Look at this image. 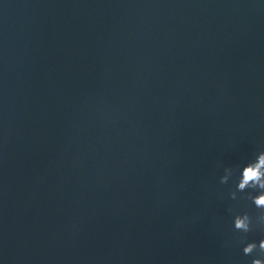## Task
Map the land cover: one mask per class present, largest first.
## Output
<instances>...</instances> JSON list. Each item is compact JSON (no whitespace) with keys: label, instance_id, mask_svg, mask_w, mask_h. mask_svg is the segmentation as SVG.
Returning <instances> with one entry per match:
<instances>
[{"label":"water","instance_id":"1","mask_svg":"<svg viewBox=\"0 0 264 264\" xmlns=\"http://www.w3.org/2000/svg\"><path fill=\"white\" fill-rule=\"evenodd\" d=\"M259 148L260 0H0L3 264H250Z\"/></svg>","mask_w":264,"mask_h":264},{"label":"clouds","instance_id":"2","mask_svg":"<svg viewBox=\"0 0 264 264\" xmlns=\"http://www.w3.org/2000/svg\"><path fill=\"white\" fill-rule=\"evenodd\" d=\"M260 2L264 3V0ZM219 182L231 185V200H238L240 194H246L255 209L259 210L253 215L246 209H228L232 228L240 234L242 253L248 256L258 249V254L252 256L250 264H264V236L258 240L244 238V234L252 231L254 227L264 229V148H259L253 155L234 165L224 166ZM0 264L3 262L0 261Z\"/></svg>","mask_w":264,"mask_h":264}]
</instances>
